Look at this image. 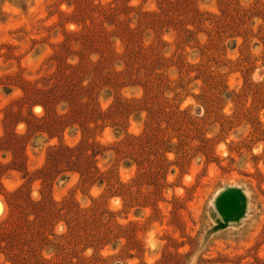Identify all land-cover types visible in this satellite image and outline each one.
<instances>
[{"label":"rangeland","instance_id":"obj_1","mask_svg":"<svg viewBox=\"0 0 264 264\" xmlns=\"http://www.w3.org/2000/svg\"><path fill=\"white\" fill-rule=\"evenodd\" d=\"M125 24L146 44L165 41L169 58L146 92L132 84L91 92L105 113L120 97L135 108L115 126L88 123L106 182L65 172L47 187L36 172L47 151L77 144L82 132L47 134L36 90L62 85L65 63L98 58L85 26H103L121 51L113 34ZM227 187L243 190L246 209L221 226L214 199ZM17 188L33 200L48 189L55 201L73 200L87 231L106 233L102 248H84L91 238L66 245L99 257L86 264H264V0H0V221ZM0 264H9L2 255Z\"/></svg>","mask_w":264,"mask_h":264},{"label":"trees","instance_id":"obj_2","mask_svg":"<svg viewBox=\"0 0 264 264\" xmlns=\"http://www.w3.org/2000/svg\"><path fill=\"white\" fill-rule=\"evenodd\" d=\"M141 14L149 16L156 13L141 12ZM138 29L139 27H131L128 24L114 28L113 37L118 39L122 47L121 51H118L113 38L110 39L105 34L106 30L103 26H85L80 34L88 41L86 46L95 47L98 58L93 61L88 57L80 56L75 64L65 63L70 71L64 76L62 85L55 83L47 90H36L40 98L38 103L44 110V115L40 118L42 121L40 126H43L47 134L53 136L54 132L73 125H77L82 132L77 144L68 146L60 143L47 151L45 163L36 171L45 186L50 187L54 178L65 172L78 173L81 183L84 184L102 185L106 182L103 177L104 172L96 166V157L102 154L100 145L94 140L89 141L86 136L90 130L88 123L92 122L93 128H98L110 118L111 124L115 126L118 120L113 119L117 117L125 119L127 116L123 113L128 115L135 108L131 109L130 99L120 97L111 102L105 113L97 103L93 105L90 103L91 92L95 87L98 90L104 87L120 89L131 84L140 86L146 92V87L156 83L154 76L160 75L158 70L169 58L165 56L166 50H163L168 45L165 41L146 44L137 39ZM182 31L190 32L185 27ZM180 39L181 37L179 42ZM57 100L67 105L66 111L62 114H58L53 106ZM114 183L124 189V183L118 177L115 178ZM109 185L111 188L112 183ZM124 191L129 193L128 189ZM7 194L9 197L5 198L4 202L9 206V211L0 221V255L6 262L86 264L93 259L99 260L98 256L93 255L92 257L77 256L66 246L70 241L81 238L84 241L89 238L95 241L94 244H85L84 248H102L107 244L106 233L99 237L96 233H90L93 228L87 231L89 223L87 224L81 209L73 200L63 198L55 201L50 196L49 189L46 194L41 193V198L38 200L31 199L28 192H24L22 188ZM112 194L122 196L118 190H114ZM91 217H94V213ZM60 222L64 224L65 231L56 234L54 227ZM42 252L51 256L46 257Z\"/></svg>","mask_w":264,"mask_h":264},{"label":"water","instance_id":"obj_3","mask_svg":"<svg viewBox=\"0 0 264 264\" xmlns=\"http://www.w3.org/2000/svg\"><path fill=\"white\" fill-rule=\"evenodd\" d=\"M214 206L222 219L221 226L238 221L245 213L246 197L239 187H227L214 199Z\"/></svg>","mask_w":264,"mask_h":264}]
</instances>
